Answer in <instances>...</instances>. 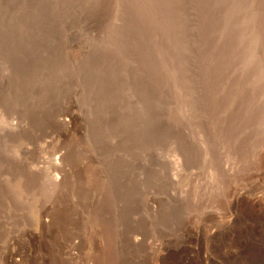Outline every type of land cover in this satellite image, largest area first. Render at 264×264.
<instances>
[{
	"label": "rangeland",
	"instance_id": "obj_1",
	"mask_svg": "<svg viewBox=\"0 0 264 264\" xmlns=\"http://www.w3.org/2000/svg\"><path fill=\"white\" fill-rule=\"evenodd\" d=\"M222 1L0 0V264H264V0Z\"/></svg>",
	"mask_w": 264,
	"mask_h": 264
},
{
	"label": "bare ground",
	"instance_id": "obj_2",
	"mask_svg": "<svg viewBox=\"0 0 264 264\" xmlns=\"http://www.w3.org/2000/svg\"><path fill=\"white\" fill-rule=\"evenodd\" d=\"M161 1V0H160ZM222 1V0H221ZM258 1V0H257ZM216 3L215 4H218L217 3V1H215ZM223 2V1H222ZM221 2V3H222ZM224 3V2H223ZM150 4V3H149ZM232 5V4H231ZM230 5V6H231ZM178 7V6H177ZM215 7V5L214 6H212V10H213V8ZM236 7V6H235ZM246 7H248V6H246ZM228 8V7H227ZM249 8V7H248ZM177 9V8H176ZM215 10H216V8H214ZM223 9V8H222ZM221 9V10H222ZM230 9V8H229ZM173 10V9H172ZM232 10V9H231ZM248 10V13H249V11H251V10H249V9H247ZM214 11V10H213ZM238 11H240V10H238ZM244 12H247V11H244ZM251 13V12H250ZM211 14V13H210ZM247 14V13H246ZM177 16V15H176ZM179 16V15H178ZM214 16V15H213ZM234 16V15H233ZM249 16V15H248ZM250 17H252V16H250ZM207 18V17H206ZM250 19H252V18H250ZM160 22V21H159ZM216 22V21H215ZM176 23V22H175ZM232 24V23H231ZM247 24V23H246ZM246 24H244V25H246ZM212 24H210V26H211ZM251 24H247V26L249 27ZM215 26V25H214ZM243 27V26H242ZM245 28V27H244ZM251 28V27H250ZM181 33H180V27H176V32H175V36H176V38L175 39H177L178 37H179V35H180ZM183 35V34H182ZM248 38V37H247ZM249 38H251V37H249ZM183 40V39H182ZM251 40V39H250ZM180 41V40H179ZM252 41V40H251ZM250 42V41H249ZM254 43V42H253ZM221 44V43H220ZM246 44V43H245ZM254 45H255V43H254ZM241 46H242V43H241ZM247 46V45H246ZM256 47V46H255ZM246 48V47H245ZM257 49V48H256ZM247 50V49H246ZM245 50V51H246ZM253 50V49H252ZM176 51H180V52H183V50L181 49V48H178ZM185 51V50H184ZM256 51V50H255ZM248 52H246V54H247ZM247 55H249V54H247ZM253 55V54H252ZM173 56V55H172ZM175 56V55H174ZM182 56V55H181ZM254 56V55H253ZM178 57H180V56H178ZM252 58V57H251ZM180 59H181V57H180ZM249 59V58H248ZM247 59V60H248ZM253 59V61H254V58H252ZM215 64H217V62H215ZM214 64V65H215ZM246 64H247V62H246ZM246 64H244L245 66H246ZM244 67V66H243ZM242 67V68H243ZM262 81V80H261ZM192 92V91H191Z\"/></svg>",
	"mask_w": 264,
	"mask_h": 264
}]
</instances>
